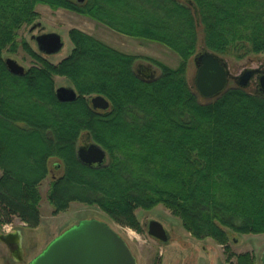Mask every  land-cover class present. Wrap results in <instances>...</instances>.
<instances>
[{
  "label": "trees",
  "instance_id": "obj_1",
  "mask_svg": "<svg viewBox=\"0 0 264 264\" xmlns=\"http://www.w3.org/2000/svg\"><path fill=\"white\" fill-rule=\"evenodd\" d=\"M40 4L162 43L180 63L123 52L77 28L71 53L54 62L20 36ZM200 37L218 56L264 54V0H0V224L19 218L37 228L39 186L50 177L54 214L78 201L140 230L136 211L162 205L193 237L226 251L235 234L264 233V95L227 85L202 97L186 76ZM20 51L33 63L17 75L6 53ZM141 59L161 73L140 74ZM58 76L75 100L58 99ZM97 95L108 109L93 107ZM83 135L106 151L103 164L79 159ZM232 256L231 264H256L249 251Z\"/></svg>",
  "mask_w": 264,
  "mask_h": 264
},
{
  "label": "rangeland",
  "instance_id": "obj_2",
  "mask_svg": "<svg viewBox=\"0 0 264 264\" xmlns=\"http://www.w3.org/2000/svg\"><path fill=\"white\" fill-rule=\"evenodd\" d=\"M37 10L41 15L37 22L41 23L42 28L36 30L34 35L55 32L62 37L64 43V47L60 52L50 56L54 62H59L71 53L73 44L69 36V30L77 28L123 52L151 57L172 68H176L180 63L179 55L162 43L121 34L88 16L63 8L54 10L48 5L40 4ZM34 24L25 25L20 30V36L30 40L29 29ZM197 51L198 53L204 51L201 37ZM220 57L227 64L228 85L231 86H240V76L247 70H252L254 75L256 70L264 71V54H251L242 59ZM7 58L15 59L26 69L33 63L32 59L23 51L16 55L6 53ZM144 67L151 69L155 76L161 73L160 68L149 60L141 59L135 64V68L140 74H142L141 71ZM197 71L198 67L194 57H192L187 64L186 76L190 85L195 89H197ZM252 79L251 84L245 88L251 92L256 86V81H258L257 76H253ZM60 86L69 87L70 84L65 78L58 76L56 77V87ZM85 142L86 137L83 135L79 140L78 147L85 145ZM51 181V178L47 177L39 186L41 222L37 228L28 227L19 218H14L8 224H0V235H6L16 228H26H24L23 234L26 244L23 247V252L21 251L23 259H26L24 264H27L34 256L38 255L52 239L85 219H98L110 225L128 243L137 258L138 264H231L235 262L236 257H229L230 253L240 254L246 251L254 255L256 264H261V256L264 250V233L235 234L233 238L237 240H232L229 244V251H226L224 246L211 238L197 239L193 237L183 228L180 219L172 215L162 205H158L151 210L140 208L136 211L140 221V230L114 222L96 205L78 201L72 202L67 210L54 214V207L49 200ZM148 219L161 222L167 230L171 231L173 238L168 245L149 235L146 227ZM0 264H22L12 257L6 245L2 242H0Z\"/></svg>",
  "mask_w": 264,
  "mask_h": 264
},
{
  "label": "water",
  "instance_id": "obj_3",
  "mask_svg": "<svg viewBox=\"0 0 264 264\" xmlns=\"http://www.w3.org/2000/svg\"><path fill=\"white\" fill-rule=\"evenodd\" d=\"M83 1V0H80ZM40 25V24H39ZM34 25L33 28H36ZM38 48L47 55L60 52L64 43L62 37L55 32L45 33L35 38ZM198 67L196 87L201 96L211 98L222 92L227 85V64L218 55L204 50L195 56ZM6 64L10 72L22 75L24 66L15 59L7 58ZM253 75L247 70L240 76V85L246 86ZM264 88V77L262 78ZM56 95L61 101H73L77 98L76 91L71 87L60 86ZM96 109H107L108 100L97 95L91 99ZM79 159L87 165H101L107 158L106 151L97 143L91 142L78 150ZM149 235L168 241L164 226L152 220L149 224ZM10 234L1 235L7 239ZM22 237H18L20 243ZM29 264H138L130 246L110 225L98 219H85L71 226L52 239L49 244L35 256ZM264 264V250L261 256Z\"/></svg>",
  "mask_w": 264,
  "mask_h": 264
},
{
  "label": "flooded vegetation",
  "instance_id": "obj_4",
  "mask_svg": "<svg viewBox=\"0 0 264 264\" xmlns=\"http://www.w3.org/2000/svg\"><path fill=\"white\" fill-rule=\"evenodd\" d=\"M36 24H38V23H36ZM36 24H34V25H36ZM34 25L29 29V32H30V34H31V38H33V39H35L36 38V36H38V35H34V32L36 31V30H38L39 28H42V26L41 25H38L36 28H33L34 27ZM256 73H255V75L253 74L252 75V77L253 76H257V80L258 81H256V86H255V88H254V90L253 91H255V92H258V93H260V94H263L264 95V88H263V86H262V78L264 77V71L263 70H256L255 71ZM252 77H251V79L249 80V82H248V84L246 85V86H243V87H247V86H249L250 84H251V81L253 80L252 79ZM239 85H240V79H239ZM240 86H242V85H240ZM153 219H148L147 221H146V227H147V230H148V233H149V229H150V227H149V224H150V222L152 221ZM157 221V220H156ZM159 222V221H158ZM161 223V222H160ZM164 226V225H163ZM164 228H165V230H166V233H167V236H168V241L167 242H163V241H161L160 239H158V238H155L154 236H152L153 238H155V239H157V240H159V241H161V242H163L164 244H169L170 242H171V240H172V233H171V231H169V230H167V228L164 226ZM26 229V228H25ZM24 228H16L14 231H10V232H8V234H10V236L6 239H3L2 237H1V235H0V242H2L4 245H6V247H7V250L10 252V254L12 255V257L14 258V259H16L18 262H20V263H22V264H24L25 263V261H26V259L24 258L23 259V257H22V253H21V251L23 252V248H21V246L23 245V247L25 246V244H26V240H25V237H24V242H23V244L22 245H20L18 242H17V240H18V237L19 236H21V235H23L24 234V230H25ZM23 233V234H22ZM151 236V235H150Z\"/></svg>",
  "mask_w": 264,
  "mask_h": 264
}]
</instances>
